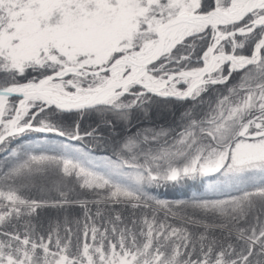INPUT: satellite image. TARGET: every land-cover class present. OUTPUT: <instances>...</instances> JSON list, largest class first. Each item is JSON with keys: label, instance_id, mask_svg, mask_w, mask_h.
<instances>
[{"label": "snow or ice", "instance_id": "6c2138e0", "mask_svg": "<svg viewBox=\"0 0 264 264\" xmlns=\"http://www.w3.org/2000/svg\"><path fill=\"white\" fill-rule=\"evenodd\" d=\"M0 264H264V0H0Z\"/></svg>", "mask_w": 264, "mask_h": 264}, {"label": "trees", "instance_id": "16d2710c", "mask_svg": "<svg viewBox=\"0 0 264 264\" xmlns=\"http://www.w3.org/2000/svg\"><path fill=\"white\" fill-rule=\"evenodd\" d=\"M39 138V137H38ZM202 185L198 181H185L181 185L169 186L161 189L162 198H188L202 191Z\"/></svg>", "mask_w": 264, "mask_h": 264}, {"label": "rangeland", "instance_id": "374dc122", "mask_svg": "<svg viewBox=\"0 0 264 264\" xmlns=\"http://www.w3.org/2000/svg\"><path fill=\"white\" fill-rule=\"evenodd\" d=\"M200 194H203V188H202V191L201 192H198L197 195H200ZM193 195H196V194H193ZM190 198V197H188ZM188 198H168L167 200H186ZM165 199V198H164Z\"/></svg>", "mask_w": 264, "mask_h": 264}]
</instances>
